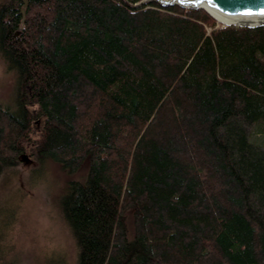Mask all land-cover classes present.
I'll list each match as a JSON object with an SVG mask.
<instances>
[{"label": "trees", "instance_id": "16d2710c", "mask_svg": "<svg viewBox=\"0 0 264 264\" xmlns=\"http://www.w3.org/2000/svg\"><path fill=\"white\" fill-rule=\"evenodd\" d=\"M141 1L0 0V185L87 167L73 261L9 256L0 209V264H264V25Z\"/></svg>", "mask_w": 264, "mask_h": 264}, {"label": "rangeland", "instance_id": "374dc122", "mask_svg": "<svg viewBox=\"0 0 264 264\" xmlns=\"http://www.w3.org/2000/svg\"><path fill=\"white\" fill-rule=\"evenodd\" d=\"M217 24L222 25L218 20ZM13 84V74L0 60V103L8 107L12 105ZM35 167L36 163L27 159L15 174L4 175L7 182L0 185V209L5 215L1 221L6 225L2 246L7 247L9 256L26 253L34 258L44 251L60 250L73 261L75 247L62 218L61 199L66 182L83 180L87 167L83 165L76 174L67 175L58 165L49 163L41 179L31 175Z\"/></svg>", "mask_w": 264, "mask_h": 264}, {"label": "water", "instance_id": "95a60500", "mask_svg": "<svg viewBox=\"0 0 264 264\" xmlns=\"http://www.w3.org/2000/svg\"><path fill=\"white\" fill-rule=\"evenodd\" d=\"M152 1L164 6L178 5L186 9L201 8L206 10L215 19L216 17L212 12L221 17L233 20L264 18V0H142L141 3H149ZM230 25L256 27L264 25V22L254 25L222 23L221 26Z\"/></svg>", "mask_w": 264, "mask_h": 264}, {"label": "bare ground", "instance_id": "6f19581e", "mask_svg": "<svg viewBox=\"0 0 264 264\" xmlns=\"http://www.w3.org/2000/svg\"><path fill=\"white\" fill-rule=\"evenodd\" d=\"M212 14L216 17V19L220 23H224V24H227V23H237V24L254 25V24H258V23L264 22V18H262V19H240V20H233V19H227V18L221 17V16H219L218 14H216L214 12H212Z\"/></svg>", "mask_w": 264, "mask_h": 264}]
</instances>
